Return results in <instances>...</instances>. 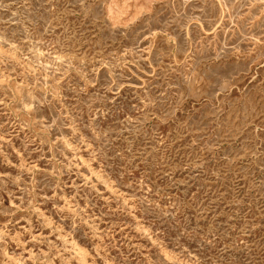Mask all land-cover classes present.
<instances>
[{
  "label": "rangeland",
  "instance_id": "rangeland-1",
  "mask_svg": "<svg viewBox=\"0 0 264 264\" xmlns=\"http://www.w3.org/2000/svg\"><path fill=\"white\" fill-rule=\"evenodd\" d=\"M0 264H264V0H0Z\"/></svg>",
  "mask_w": 264,
  "mask_h": 264
}]
</instances>
